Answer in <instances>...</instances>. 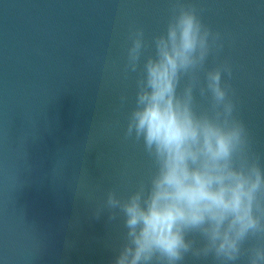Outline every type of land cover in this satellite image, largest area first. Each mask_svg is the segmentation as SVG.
I'll use <instances>...</instances> for the list:
<instances>
[{
  "label": "water",
  "instance_id": "water-1",
  "mask_svg": "<svg viewBox=\"0 0 264 264\" xmlns=\"http://www.w3.org/2000/svg\"><path fill=\"white\" fill-rule=\"evenodd\" d=\"M172 2L0 0V264H109L122 228L92 214L151 170L124 140L128 37L162 32ZM183 2L222 34L207 67L232 65L238 116L264 162V0Z\"/></svg>",
  "mask_w": 264,
  "mask_h": 264
},
{
  "label": "clouds",
  "instance_id": "clouds-1",
  "mask_svg": "<svg viewBox=\"0 0 264 264\" xmlns=\"http://www.w3.org/2000/svg\"><path fill=\"white\" fill-rule=\"evenodd\" d=\"M128 39L124 73L136 75L124 140L151 170L92 214L122 228L109 264H264V162L238 116L232 65L207 67L222 34L173 0L162 32L137 26Z\"/></svg>",
  "mask_w": 264,
  "mask_h": 264
}]
</instances>
